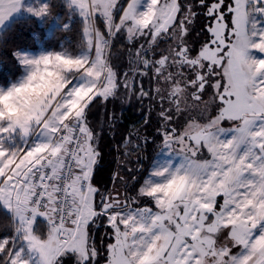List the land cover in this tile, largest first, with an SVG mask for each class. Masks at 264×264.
Returning <instances> with one entry per match:
<instances>
[{"label":"snow or ice","instance_id":"1","mask_svg":"<svg viewBox=\"0 0 264 264\" xmlns=\"http://www.w3.org/2000/svg\"><path fill=\"white\" fill-rule=\"evenodd\" d=\"M121 92L144 131L101 193ZM0 215V264H264V0H0Z\"/></svg>","mask_w":264,"mask_h":264},{"label":"trees","instance_id":"2","mask_svg":"<svg viewBox=\"0 0 264 264\" xmlns=\"http://www.w3.org/2000/svg\"><path fill=\"white\" fill-rule=\"evenodd\" d=\"M47 29L44 26L35 23L26 25L22 28L17 35L27 42L35 41L37 46L43 45L50 40H66L67 37L60 35L53 36L52 32L48 35ZM73 40L75 37L72 38ZM119 49H122L119 50ZM112 54L114 63L120 65L127 64V57L123 55L124 49L121 42H116L114 48H112ZM146 84V80L144 81ZM115 113L117 117V123L112 130L104 122V113ZM144 116L147 115V101H145V108L143 109ZM144 116H142V109L140 102L135 98H129L126 93H121L115 101H109L106 105L100 104L93 108V115L90 117V121L94 127L99 131L100 126L103 125L104 130L102 139L99 141V147L102 154V160L99 162V167L95 175V183L100 191L103 193L106 189L112 188L111 174L117 168V161L120 159L117 154V142L121 140L122 136L127 135L129 132L135 134L136 128H140L141 132L144 131L142 125L144 123ZM156 125L155 112L153 113L152 123L149 125L148 131H154ZM152 151L151 148L148 150ZM0 222H3V217L0 215ZM104 230L100 228L96 235L97 243L100 242V236ZM102 261V260H101Z\"/></svg>","mask_w":264,"mask_h":264},{"label":"rangeland","instance_id":"3","mask_svg":"<svg viewBox=\"0 0 264 264\" xmlns=\"http://www.w3.org/2000/svg\"><path fill=\"white\" fill-rule=\"evenodd\" d=\"M200 23H201V21L198 19L197 21H196V23H195V25H194V27H195V29H196V31H194L193 33H192V38H197V33L199 32V29H200ZM46 31V33L49 35L50 34V30H45ZM199 39H203V36H200V37H198ZM39 46H42V45H38V47ZM114 48V47H113ZM119 50H121L122 51V49H119ZM112 51H114V50H112ZM146 80V84H145V87H147L148 86V81H147V79H145ZM121 93H123V92H121ZM207 98V97H206ZM133 135H135L134 133H133ZM102 193V192H101ZM102 229L104 230V228L102 227ZM98 234V233H97ZM100 264H103V260L100 262Z\"/></svg>","mask_w":264,"mask_h":264}]
</instances>
